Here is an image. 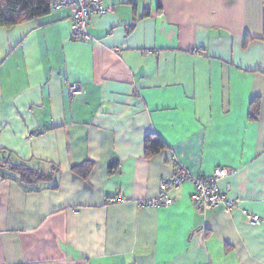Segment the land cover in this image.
<instances>
[{
  "label": "crops",
  "instance_id": "crops-1",
  "mask_svg": "<svg viewBox=\"0 0 264 264\" xmlns=\"http://www.w3.org/2000/svg\"><path fill=\"white\" fill-rule=\"evenodd\" d=\"M103 4L86 39L68 7L0 27V264H264V0ZM177 163L232 169L237 206L199 209L186 182L140 207ZM19 164L50 178L27 190Z\"/></svg>",
  "mask_w": 264,
  "mask_h": 264
},
{
  "label": "built area",
  "instance_id": "built-area-1",
  "mask_svg": "<svg viewBox=\"0 0 264 264\" xmlns=\"http://www.w3.org/2000/svg\"><path fill=\"white\" fill-rule=\"evenodd\" d=\"M50 6L53 10L68 7L72 13L70 37L72 39L88 38L87 26L89 18L95 14L109 12L112 7H106L103 0H51ZM116 51V50H114ZM195 52H197L195 50ZM71 94H80L81 86L77 83H68ZM176 164V163H175ZM232 172L227 167H218L212 174L197 176L190 173L177 163L176 170L171 177L162 178L159 182V192L153 198L142 199L138 205L143 208H159L171 205L173 200L169 196V190L178 188L181 184L189 182L192 184L191 200L197 208L205 211L224 206L233 209L237 206V199H231L225 191L219 188L218 182L221 178ZM246 220L252 224H260L262 219L255 214L245 212Z\"/></svg>",
  "mask_w": 264,
  "mask_h": 264
},
{
  "label": "trees",
  "instance_id": "trees-1",
  "mask_svg": "<svg viewBox=\"0 0 264 264\" xmlns=\"http://www.w3.org/2000/svg\"><path fill=\"white\" fill-rule=\"evenodd\" d=\"M51 0H0V27H11L47 15L51 10ZM255 103L257 101H254ZM257 104V103H256ZM253 114L250 118L254 119L258 108H253ZM165 147L164 142L154 135H147L145 137V155L152 156L157 154ZM2 155L5 152L0 150V163L2 164ZM91 164L86 166V163L79 166H73L72 171L81 176H85L90 169ZM114 167L110 166L109 171L112 172ZM11 172L15 173L18 180L23 186H30L27 189L30 191L36 190L35 184L47 181L50 176L40 170H35L27 167L25 164L12 165Z\"/></svg>",
  "mask_w": 264,
  "mask_h": 264
},
{
  "label": "rangeland",
  "instance_id": "rangeland-1",
  "mask_svg": "<svg viewBox=\"0 0 264 264\" xmlns=\"http://www.w3.org/2000/svg\"><path fill=\"white\" fill-rule=\"evenodd\" d=\"M226 208V207H225Z\"/></svg>",
  "mask_w": 264,
  "mask_h": 264
}]
</instances>
